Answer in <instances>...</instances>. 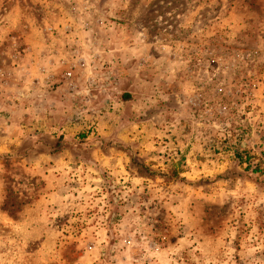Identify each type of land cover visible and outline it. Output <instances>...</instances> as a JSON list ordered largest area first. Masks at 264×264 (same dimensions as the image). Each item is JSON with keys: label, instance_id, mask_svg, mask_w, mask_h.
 Returning a JSON list of instances; mask_svg holds the SVG:
<instances>
[{"label": "rangeland", "instance_id": "1", "mask_svg": "<svg viewBox=\"0 0 264 264\" xmlns=\"http://www.w3.org/2000/svg\"><path fill=\"white\" fill-rule=\"evenodd\" d=\"M0 264H264V0H0Z\"/></svg>", "mask_w": 264, "mask_h": 264}]
</instances>
